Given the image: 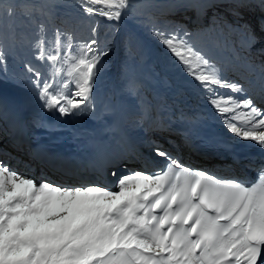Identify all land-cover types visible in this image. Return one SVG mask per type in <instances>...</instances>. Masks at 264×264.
Listing matches in <instances>:
<instances>
[{"label": "snow or ice", "instance_id": "6c2138e0", "mask_svg": "<svg viewBox=\"0 0 264 264\" xmlns=\"http://www.w3.org/2000/svg\"><path fill=\"white\" fill-rule=\"evenodd\" d=\"M227 2L206 0V12ZM104 3L115 10L87 5L84 10L119 21L128 7V0ZM259 30L264 33V22ZM151 33L175 58L173 67L182 66V73L196 82L192 86L224 127L264 149V108L247 95V89L227 79L215 61L195 50L189 43L191 33L183 26L172 30L153 26ZM62 35L58 33L51 48L44 47L41 37L35 45L36 59L67 62L79 53L75 64L79 79L67 93L62 95L31 64L26 69L41 107L61 117L92 110L97 65L108 54L107 49L94 47L95 38L76 45L71 34H66V46L61 48ZM251 39H256L254 32ZM56 67L48 65L49 71ZM6 71V56L0 50V72ZM153 152L164 158L162 167L119 176L113 171L111 176L117 178L112 187L95 181L72 186L37 182L0 161V264H264V164L257 170L259 182L221 180L202 169H190L158 146ZM174 167L178 170L173 179Z\"/></svg>", "mask_w": 264, "mask_h": 264}, {"label": "rangeland", "instance_id": "374dc122", "mask_svg": "<svg viewBox=\"0 0 264 264\" xmlns=\"http://www.w3.org/2000/svg\"><path fill=\"white\" fill-rule=\"evenodd\" d=\"M129 1L128 7L124 10V17L126 21L138 29L147 44L153 47L157 59L155 54L149 52L144 41L140 37L136 38L128 30L129 27L125 21L121 23L117 20L107 19L106 16L89 14L84 10L85 5H87L114 11L115 8L105 4L104 0H101L100 3H90V0H0V50L4 52L7 63V71L0 72V76H7L11 81L20 82L24 87L32 90L29 79L31 73L26 70L27 66L31 64L50 78L53 83H67V87L70 89L79 79V74L75 71L79 53L76 57H69L67 62L63 60L45 62L36 59L38 53L35 46L36 42L43 37L45 39L44 47L51 48L58 33L65 34L60 37V46L63 48L66 46V34H71L76 45H83L95 38L98 45H94V47L107 49L108 54L103 56L100 62L102 66L97 65L99 71L95 76L94 86L98 87V91L102 89L99 92L97 90L95 92L94 89L91 95L93 108L105 98L111 85L113 86V84L108 86L105 83L114 79L121 93L128 96L125 102L122 101L124 104L121 105V108L130 111L132 109L130 106L133 103L144 105L141 107L143 113L140 115L144 116L146 111L151 110V124L153 120L154 123L159 121L160 116H157L155 120L150 106V101L152 104V98L148 91V88L151 87L150 80L155 82L157 78H160L163 86L169 87L166 83L168 79H172L175 83L177 81L183 85L181 87L176 84L179 91L197 98L196 95L189 92V90L197 92L192 86L191 77L182 73V66L173 67L175 58L153 37L151 33L153 26L165 27L168 30L183 26L191 33L189 37L191 46L202 54H207V58L210 60L212 53L216 57L235 55L237 57L234 59L240 60L241 58L240 62L237 63L240 69L245 66L248 58L257 60L264 67V33L259 30V25L264 21L257 19V13L254 10L255 5L252 2L243 8V6L240 7L239 0H228L227 3L208 9L206 12V0H200L198 8L193 7L191 0ZM110 4L118 5L119 1L110 0ZM139 4H146L143 7L145 8L144 11H141ZM213 13H216L215 20L212 19ZM233 13H239V15L236 16ZM118 22L123 27H119ZM229 25L232 27H228ZM237 25H245V27L238 28ZM247 26L251 27L248 28ZM121 28L120 33L118 29ZM253 32L256 37L255 40L251 39ZM204 47L207 48L205 51H203ZM34 53L35 56H32ZM52 63L58 64L62 68H53L49 71L48 65ZM234 64L236 65V62ZM130 73H134L135 84H129L128 75ZM246 74L247 72H244L242 76L245 77ZM4 80L0 78V82L8 85ZM155 86L159 85L156 83ZM170 86L174 88L173 85ZM113 92L116 96L114 86ZM33 94L35 93L33 92ZM229 94V92H225V95ZM147 95H149L150 100L147 99ZM199 97L201 96H198V99ZM117 100L121 102L120 98ZM141 101L142 103H140ZM204 103L211 111L214 110L205 100ZM36 104L40 107L37 102ZM86 113L87 111H83L79 117H76L79 118L77 123ZM121 115L124 119L125 116L128 118L127 114L121 113ZM181 115H183L182 111ZM133 116L129 121L138 117V113ZM161 118H164L163 114ZM161 123H167L166 125L171 127L168 121H161ZM139 125L141 127V124H138L136 125L137 128H133L137 130ZM151 129H155V124L152 125ZM176 134L179 135V133Z\"/></svg>", "mask_w": 264, "mask_h": 264}, {"label": "bare ground", "instance_id": "6f19581e", "mask_svg": "<svg viewBox=\"0 0 264 264\" xmlns=\"http://www.w3.org/2000/svg\"><path fill=\"white\" fill-rule=\"evenodd\" d=\"M120 3V0H118ZM192 5L194 8H198L200 0H191ZM128 2H130L128 0ZM254 3L255 5V11L257 13V19L264 21V3H261V0H239V5L240 7L243 6H248L249 3ZM140 5V4H139ZM138 5V6H139ZM146 4L140 5L141 11H144ZM136 6V5H135ZM127 8V7H126ZM126 8L122 9L123 15L119 19L121 23H123L124 19V10ZM197 11V10H196ZM8 85H6L4 82H0V98L4 99L6 101H12L11 98L16 100V102L21 105V106H26L28 105L30 110L34 114L40 115V107L36 104V101H33V103H27V101L23 98L25 97L22 93L21 90L8 82L7 80H4ZM158 84L159 86H155V84ZM149 84H151V87L148 88L149 95L152 98V104L151 108L153 110L154 114V119L156 120L157 116L159 117V121H168V123L171 125L172 132L174 133H179V135L183 136L184 142L187 143V146L193 145L194 149H192L193 153H200L202 150L209 148L210 146V141H209V136L202 132L201 129L195 130L194 127L192 131H195L194 134H188L185 131L180 130V128L186 129L188 126L186 123L183 125L177 124L178 121H181L180 115L181 111L183 115H186L188 113H191L194 111L196 108H201L204 111L208 112L209 115L213 117V114L209 112V110L202 104H200L193 95L191 94H184L179 89L177 88L176 83L172 79H168L167 85L169 87H165L162 84V80L160 78H157L155 82L152 80L149 81ZM170 85H173L171 87ZM113 92V86L111 85V88L108 92V94L105 96V98L97 103L94 108H92L91 111H87L85 115L81 117V120L79 123H72L70 118L67 116L61 117L58 114L57 122L60 124L59 128L62 130V132L65 134L64 138L67 141L68 139H76L77 137L85 136L88 135L89 132L94 128V127H99V128H104L103 133L104 134H109L111 133L112 137H123L124 131L123 129V124L124 121L125 123L127 122V117L125 116V119L122 117L121 113L117 109V102L109 100L111 98ZM186 92V91H185ZM111 96H110V95ZM92 95V94H91ZM106 99L108 101L106 102ZM115 104L116 109L114 110ZM158 112V113H157ZM202 112V110H201ZM163 114L164 118H161V115ZM70 117H74L73 115H70ZM219 129L221 132L225 134H232L229 132L221 122V120L217 121ZM241 127H247L246 123H242L240 125ZM137 128V127H136ZM140 128V125L139 127ZM216 129V126H215ZM124 133H123V132ZM137 131V130H136ZM78 135V136H77ZM168 137V136H166ZM183 152V151H182ZM173 155V153H170ZM175 156V155H173ZM181 155H179L176 158H179ZM162 159V157H160ZM124 165L126 163H123Z\"/></svg>", "mask_w": 264, "mask_h": 264}]
</instances>
